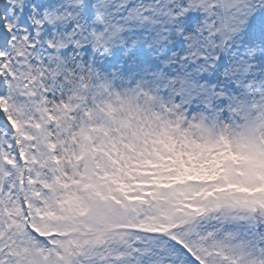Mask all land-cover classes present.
Masks as SVG:
<instances>
[{"label": "snow or ice", "instance_id": "6c2138e0", "mask_svg": "<svg viewBox=\"0 0 264 264\" xmlns=\"http://www.w3.org/2000/svg\"><path fill=\"white\" fill-rule=\"evenodd\" d=\"M0 264H264V0H0Z\"/></svg>", "mask_w": 264, "mask_h": 264}]
</instances>
